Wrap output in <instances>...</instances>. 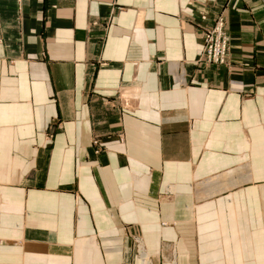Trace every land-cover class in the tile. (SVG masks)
<instances>
[{"label":"crops","instance_id":"0c3cea01","mask_svg":"<svg viewBox=\"0 0 264 264\" xmlns=\"http://www.w3.org/2000/svg\"><path fill=\"white\" fill-rule=\"evenodd\" d=\"M147 263L264 264V0H0V264Z\"/></svg>","mask_w":264,"mask_h":264},{"label":"built area","instance_id":"2783aa9c","mask_svg":"<svg viewBox=\"0 0 264 264\" xmlns=\"http://www.w3.org/2000/svg\"><path fill=\"white\" fill-rule=\"evenodd\" d=\"M230 34L226 27V17L220 14L214 25L203 33V47L200 61L209 64L228 63Z\"/></svg>","mask_w":264,"mask_h":264},{"label":"bare ground","instance_id":"6f19581e","mask_svg":"<svg viewBox=\"0 0 264 264\" xmlns=\"http://www.w3.org/2000/svg\"><path fill=\"white\" fill-rule=\"evenodd\" d=\"M144 256H145V257H146V259H147V254H146V255H144ZM148 263H149V262H148ZM148 263H147V264H148Z\"/></svg>","mask_w":264,"mask_h":264},{"label":"rangeland","instance_id":"374dc122","mask_svg":"<svg viewBox=\"0 0 264 264\" xmlns=\"http://www.w3.org/2000/svg\"><path fill=\"white\" fill-rule=\"evenodd\" d=\"M147 260H148V261H150V259H149V258H147Z\"/></svg>","mask_w":264,"mask_h":264}]
</instances>
